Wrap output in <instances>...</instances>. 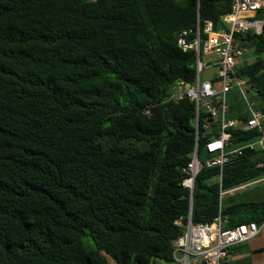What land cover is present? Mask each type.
Segmentation results:
<instances>
[{
  "label": "trees",
  "instance_id": "obj_1",
  "mask_svg": "<svg viewBox=\"0 0 264 264\" xmlns=\"http://www.w3.org/2000/svg\"><path fill=\"white\" fill-rule=\"evenodd\" d=\"M230 9V0H0V264L171 260L190 205L192 223H210L220 191L264 177L255 150L228 163L221 182L218 168L201 169L192 199L179 184L210 136L196 135L192 102L168 101L196 76L195 52L177 38L199 22L202 45L204 23L226 29ZM235 39L253 57L236 76L263 110L264 33ZM229 106V118L249 119L237 90ZM230 131L233 147L255 137ZM220 214L226 229L260 226L264 199L222 200Z\"/></svg>",
  "mask_w": 264,
  "mask_h": 264
},
{
  "label": "built area",
  "instance_id": "obj_2",
  "mask_svg": "<svg viewBox=\"0 0 264 264\" xmlns=\"http://www.w3.org/2000/svg\"><path fill=\"white\" fill-rule=\"evenodd\" d=\"M231 9L225 16L226 29L214 30L209 21L202 29L206 37L200 45V26L197 22L195 30L182 31L177 38V46L186 52L194 50L196 56V76L192 84L178 82V90L169 97L168 101L180 102L189 100L195 107V129L199 135V127L204 136H210L203 146V156L198 157V144L190 155V160L181 169L182 188L190 193L192 199L196 176L201 169L218 168L221 182L223 168L241 157L246 151L259 150L264 153V109L259 110L249 99L245 90V81L236 76L235 69L248 49L240 47L236 35L264 33V0H230ZM194 35L193 40L189 37ZM213 56V58L211 57ZM213 71L210 78L200 80L202 71ZM237 90L244 101L245 110L249 115L247 121L238 122L229 118V95ZM155 104L146 106L144 113L150 114ZM202 117L200 126L199 120ZM254 132L255 137L244 141L241 145L232 146L231 129ZM217 136H213V133ZM260 165H264V162ZM264 181V177L249 184ZM244 186V185H243ZM236 187L233 190H238ZM226 192L220 191L218 216L210 223H192L191 205L188 216L183 222L181 234L174 240L172 248V264H227L230 249L236 245L256 237L260 231L254 222L241 224L234 228H225L226 219L220 214L221 200Z\"/></svg>",
  "mask_w": 264,
  "mask_h": 264
},
{
  "label": "crops",
  "instance_id": "obj_3",
  "mask_svg": "<svg viewBox=\"0 0 264 264\" xmlns=\"http://www.w3.org/2000/svg\"><path fill=\"white\" fill-rule=\"evenodd\" d=\"M249 54H246L244 58V62L251 63L252 59L248 57ZM243 63V59H241ZM261 183V182H260ZM259 184V183H256ZM250 184V185H256ZM250 185H244L238 190H229L225 191V195L223 196L224 202L230 200H236V196L238 195L237 192L247 188ZM239 199V197H238ZM260 199L256 200H248V201H259ZM240 201V200H238ZM244 201V202H248ZM260 231L258 235L249 241L236 245L230 255H228V263L227 264H264V222L258 226Z\"/></svg>",
  "mask_w": 264,
  "mask_h": 264
},
{
  "label": "rangeland",
  "instance_id": "obj_4",
  "mask_svg": "<svg viewBox=\"0 0 264 264\" xmlns=\"http://www.w3.org/2000/svg\"><path fill=\"white\" fill-rule=\"evenodd\" d=\"M211 57L213 58V56H211ZM248 57L250 58V60L252 59L251 55H249ZM242 59L244 62V58H242ZM241 62H242V60H241ZM212 73H213V71L212 72L208 71V70L202 71L200 74V80L203 81L205 79L210 78ZM237 194L238 195L236 196V199L243 201V202L248 201V200H256V199L262 200V199H264V181L259 183V184H256V185H250L247 188L238 191ZM238 197H239V199H238ZM222 200H223V198H222ZM222 200H221V204H222Z\"/></svg>",
  "mask_w": 264,
  "mask_h": 264
},
{
  "label": "water",
  "instance_id": "obj_5",
  "mask_svg": "<svg viewBox=\"0 0 264 264\" xmlns=\"http://www.w3.org/2000/svg\"><path fill=\"white\" fill-rule=\"evenodd\" d=\"M177 90H178V87H175L172 90V93L176 92ZM150 264H172V261L171 260L152 259Z\"/></svg>",
  "mask_w": 264,
  "mask_h": 264
}]
</instances>
